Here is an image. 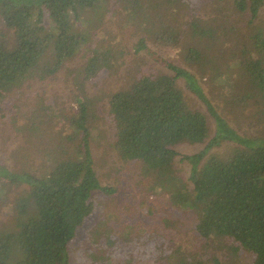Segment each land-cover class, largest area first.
Masks as SVG:
<instances>
[{
	"label": "trees",
	"instance_id": "trees-1",
	"mask_svg": "<svg viewBox=\"0 0 264 264\" xmlns=\"http://www.w3.org/2000/svg\"><path fill=\"white\" fill-rule=\"evenodd\" d=\"M105 1L0 0V15L15 30L12 44L0 36V112L11 92L29 81L56 75L80 52L85 61L72 69L79 88L84 89L99 74L112 73L116 66L113 49L101 43L87 47L89 29L97 22L89 17H97ZM228 1L227 8L248 14L249 23L259 18L264 6V0ZM179 2L182 10L189 6L185 0H130L133 12L129 17L132 20L140 13L143 18L152 17L157 38L175 42L181 32L186 38V34L191 36L185 44L186 59L193 66L202 65L213 51L229 50L230 56H237L233 62L243 79L241 87L248 96L259 97L256 106H264V23L254 24L238 57L236 47L231 48L234 39L224 31L227 27L219 26L215 19L179 24L184 20L179 17L183 14ZM82 15L87 17L79 26L77 19ZM135 51H146L171 73L139 70L132 82L109 95L115 135L112 146L123 160L140 162L142 173L155 178L152 188L167 193L171 205L185 211L180 220L183 226L185 218L191 217L196 237L230 242L233 253L245 249L253 255L250 264H264V135L244 134L230 127L218 115L197 75L154 52L144 38ZM179 80L185 81L215 117L214 136L210 137L208 115L191 107ZM246 98L247 94L240 102ZM78 102L77 113L68 116L72 130L68 135L63 134V127L50 134L46 130V118L52 121L58 114L30 115L18 127L28 136L33 133L39 139H51L53 144L43 152L47 156L40 167L31 170L23 163L20 170H13L0 162V194L7 195L14 186L22 185L13 203L16 229L0 234V264H72L68 244L92 213L94 192L109 195L116 191L100 182L96 169L91 145L95 100L85 96ZM251 117L264 122V107ZM12 120L15 124L16 119ZM183 143L205 144L199 152L181 155L191 164V187L175 169L180 155L176 147ZM165 222V230L174 227L169 218ZM160 246L169 252L168 243L160 242ZM195 256L198 251L180 259L179 250L173 249L170 256H159L158 262L188 264L187 258L192 261ZM206 261L198 258V264ZM212 262L221 264L218 256Z\"/></svg>",
	"mask_w": 264,
	"mask_h": 264
},
{
	"label": "rangeland",
	"instance_id": "rangeland-1",
	"mask_svg": "<svg viewBox=\"0 0 264 264\" xmlns=\"http://www.w3.org/2000/svg\"><path fill=\"white\" fill-rule=\"evenodd\" d=\"M189 6L180 8L181 23L195 19L216 20L219 26L227 27L224 31L234 39L231 48L236 47L235 54L240 56L244 44L248 43V35L256 25L264 23V6L259 18L249 23V15L240 14L229 6L228 0H185ZM93 26L90 27V41L88 48L109 45L115 55V68L111 74L97 75L84 89L74 82L72 69L85 61L84 52L78 53L72 60L67 61L65 67L56 75L45 80H32L21 89L11 92L3 103L0 112V162L13 170H20L25 163L29 169L40 167L46 160L45 149L52 145L49 137L37 138L33 133L18 129L29 120V116L37 117L58 114L52 121L47 119V132L54 133L59 128L68 135L72 130L68 127V116L77 113L78 98L88 96L95 100L94 117L91 118L92 129L91 145L96 169L103 185L116 188L113 194L95 191L93 194L94 209L75 231L73 239L68 244V253L72 264H159L158 257L166 256L173 249L179 250V258L184 260L198 251L192 261L187 258L188 264H198V258L206 259V264H212V258L218 256L221 264H250L252 253L240 249L233 253L231 243L223 244L219 240H201L195 236L192 229V219L185 218L183 226L180 220L185 211L172 206L167 193L152 188L154 177L142 173V164L138 161L123 160L112 146L114 141V127L109 112V95L132 82L138 71H163L171 73L166 67L157 63L146 51L136 52L135 46L141 38L154 52L166 57L193 71L206 94L217 107L218 115L225 118L230 125L244 134L264 135V122H257L251 117L259 107L256 106L257 96H248L241 86V77L234 65V58L229 50L224 52L213 51L202 65L193 66L186 59L187 45L190 40L181 32L178 38L170 41L154 36L155 20L145 18L141 13L130 20L132 6L130 0H106L103 2ZM225 8L224 12L222 10ZM82 15L77 19L82 26ZM212 19V20H211ZM130 20V21H128ZM176 22V21H175ZM255 25V26H256ZM183 28L188 26L182 25ZM230 30H233L232 34ZM236 31V33H235ZM0 36L11 42L15 38V30L6 25L0 15ZM192 42V41H191ZM244 43V44H243ZM186 99L191 107L199 109L208 115L210 137L216 130L215 117L209 114L204 103L186 85L179 80ZM247 94L245 101L240 98ZM13 118L16 119L14 124ZM45 130V131H46ZM53 135V134H52ZM205 144L183 143L176 147L180 155L176 158V170L189 183L191 164L184 161L181 155L192 154L203 149ZM223 147L219 148L221 151ZM218 152L217 150H214ZM210 155V154H209ZM208 155V156H209ZM47 156V155H46ZM207 156V158H208ZM146 172V171H145ZM22 185L14 186L7 195L0 194V234L16 229V211L14 199ZM174 225L167 228L166 219ZM184 220V219H183ZM15 225V226H14ZM187 227V232L185 228ZM165 230V231H164ZM164 231V232H163ZM163 232V233H162ZM168 243V251L160 246V242ZM223 245L227 246L224 247ZM213 255V256H212ZM198 257V258H197ZM180 258V259H181ZM173 260V257L170 258Z\"/></svg>",
	"mask_w": 264,
	"mask_h": 264
}]
</instances>
